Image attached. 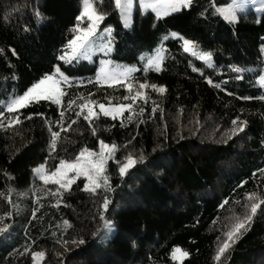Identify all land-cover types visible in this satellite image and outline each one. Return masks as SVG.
Listing matches in <instances>:
<instances>
[{
    "label": "trees",
    "instance_id": "obj_1",
    "mask_svg": "<svg viewBox=\"0 0 264 264\" xmlns=\"http://www.w3.org/2000/svg\"><path fill=\"white\" fill-rule=\"evenodd\" d=\"M236 1L192 0L161 18L137 8L126 29L114 0H103L109 57L134 69L110 87L97 82L98 57L60 59L76 36L81 0H0V264H264V12L240 5L229 22L217 9ZM183 39L211 61L186 52ZM158 54L159 71L149 64ZM57 68L70 80L61 103L7 111ZM128 83L148 85L144 97L120 119L102 114L97 105L122 103ZM52 131L60 132L54 151ZM100 141L116 146L106 188L85 191L82 176L62 193L42 188L34 169L99 151ZM128 156L137 162L121 176ZM252 204L256 214L217 260Z\"/></svg>",
    "mask_w": 264,
    "mask_h": 264
},
{
    "label": "snow or ice",
    "instance_id": "obj_2",
    "mask_svg": "<svg viewBox=\"0 0 264 264\" xmlns=\"http://www.w3.org/2000/svg\"><path fill=\"white\" fill-rule=\"evenodd\" d=\"M192 0H166L164 7L171 12L179 11L182 7L187 8L191 5ZM115 4L117 8H123L126 5L122 3V0H115ZM130 6V4L128 5ZM146 7H152L155 9L157 5H146ZM261 11H264V6L261 7ZM218 12H220L224 19L228 20L229 22L235 21L237 17V13L240 11H243V8L240 5H236L232 8L225 9L221 11L220 9H217ZM161 13H157V15H160ZM167 14V13H165ZM84 17H87L89 24L88 27L79 30L82 31V35H77L75 39L70 41L69 48L70 53L66 52L65 55L61 56V60H65L67 63H72L74 60H78L79 58H85L87 59L89 56V44L92 42V38L96 35L97 28H98V22L103 20V15L96 12L93 8V4L90 2V0H84V11L82 17H79L78 19H83ZM175 35V34H173ZM111 41H108V44L104 46L103 50L105 52L111 51ZM184 50L186 52L192 50V54L195 56H198V58L205 62H210L212 57L210 53H199L195 50L196 46L192 44V42L184 40ZM162 57L157 55L154 59L149 61V64L155 68V70H160V64H161ZM107 63V62H106ZM235 71L239 72L240 69H234ZM134 71V69L126 68L123 69L120 72H116L111 69H101L100 73L97 74V82H107L108 86H112L113 82L119 83L121 81H126L129 79L130 73ZM56 75L60 77V79H56L55 76L49 75L45 77L44 79H41L38 83L33 85L30 89H28L23 95L14 97L7 105V111L9 113L19 111V109H22L26 107L29 103H39L40 101H46V100H52L54 103H61V101L58 99V96L66 95V93L63 91V89L60 87L61 83H69L70 80L69 77L65 76L61 71L60 68L56 69ZM51 82L50 87H46V85H49ZM127 90L129 93H132L133 91V85L132 83H128L126 85ZM148 87V85H145L141 83L139 85V89H145ZM154 89L156 86H151ZM159 92L163 93L165 89L163 87H160L157 89ZM143 96V93L141 91H137L135 95L130 96H124L123 100H129L131 99L133 104L136 102V97ZM95 103V102H93ZM75 104V101H69L68 108H71L72 105ZM101 112L104 113V115H109L110 112L113 114V119L116 118V114H119L120 116H123V113L125 110H129L132 105L130 104H119L116 106H111V101H109L108 105H105L104 103H99L97 105ZM81 111L76 112V116H80L84 107L86 105H80L79 106ZM156 111V108H153V113ZM141 112H143V109H141ZM64 113L61 111L60 116L63 117ZM93 115V112L89 110L88 114L84 116L85 120H89V117ZM3 118V112L2 109H0V119ZM31 118V117H29ZM128 119H131V116L128 117ZM19 117L16 116L12 120L9 121V125L11 126L13 123H19ZM76 121L73 120L72 123H75ZM143 121H141L142 123ZM233 123L235 124L236 121L234 120ZM71 127V125H69ZM68 129L61 127V131H67ZM240 131H243V128L240 129ZM52 140H51V147L53 151L56 148L57 139L60 136V132L52 131L51 132ZM116 150L115 145H107L103 141H100V151L99 153L90 151L88 149L82 150L76 159L74 161H64L60 160L58 164L56 165L55 169L51 172H48L46 167H38L34 169V174L41 180L45 185L49 184L50 182L53 184L58 185L57 191H59L60 188H63L65 190H69L71 184L74 182L75 179L79 177H84L87 181V183L84 186L85 191H91L93 194H95L96 189L100 187H107L108 180L107 177L103 175L105 170V162L107 159H115L114 152ZM142 160V158H141ZM136 160L132 156H128L126 158V162H124L119 167V172L121 176H123L128 169L135 166ZM119 163V162H118ZM75 173L74 176H70L69 173ZM89 184L93 185V187L89 188ZM55 194V193H54ZM252 199V197H250ZM109 201L107 198H105L103 202V209L104 211H107L108 209ZM259 205L258 204H252L251 206V215L247 216L245 220L239 222L235 228L227 233V240L223 243L221 248L219 249V253L217 255V260H219L220 254H223L229 247L230 243L229 241H234V236L239 233L240 229H244L246 224L251 221L252 216H254L257 212ZM101 219H104L103 216H101ZM68 222L65 221V224ZM111 225L110 223H105V228L110 229ZM7 229H0V232L6 231ZM180 249H174L173 250V258L175 259V253L179 252ZM36 255L43 256V253H38ZM183 255H187V253H184Z\"/></svg>",
    "mask_w": 264,
    "mask_h": 264
},
{
    "label": "rangeland",
    "instance_id": "obj_3",
    "mask_svg": "<svg viewBox=\"0 0 264 264\" xmlns=\"http://www.w3.org/2000/svg\"><path fill=\"white\" fill-rule=\"evenodd\" d=\"M90 2L93 4L94 10L96 12L102 14L100 12L99 7L103 3V0H90ZM114 2H115V0H114ZM165 2H166V0H122V3H124L126 6L123 7V8H118V10H119V13H120V17H121L123 26L126 29H128L131 26V24H132L131 22L133 20V14H134V12H135V10L137 8H139L142 13H147V12H150L151 11L158 18L165 17L168 14L173 13V12H171L170 10H168V9H166L164 7ZM248 3H249V5H253L254 10L259 15H262V13L264 11H261L260 9H261L262 6H264V0H237L235 2V4L233 5V7L236 6V5H245V4H248ZM129 4H130V6H128ZM152 4L157 5V7L155 9H153L152 7H146V5H152ZM83 11H84V0H81V14H80V17H82ZM158 12L161 13V14L160 15H157ZM165 13H167V14H165ZM102 21L103 20H101V21L98 22V28H97L96 35L92 38V42L88 46L89 47V56H88V58L85 59V58H82L81 57L79 59H84V60H87V61H92V60H94V58L98 57L99 60H100L99 61L100 63H99L98 73H100L101 69H111V70H114L116 72H120L123 69L130 68L128 66H126L124 68L120 64H114V60L111 57H109V55L112 53V49H113V41H112L113 28L111 26H103V25L101 26ZM88 24H89V21H88L87 17H84L83 19H79V23L77 24L78 26H77V29H76V36L77 35H82L83 32L82 31H79V30H83V29L87 28L88 27ZM173 34H175V35H173ZM76 36L74 37V39L76 38ZM172 36L174 38H179L180 37V35H178L177 33H172ZM184 40H187V39H183V41ZM108 41H111V45H110L111 51L110 52H105L103 50V48H104L105 45L108 44ZM187 41H190V40H187ZM195 50L197 52H199V53H205V52H200L197 49V47L195 48ZM70 51L71 50L69 48V53H70ZM190 51H192V50H190ZM158 55L160 57H162L160 54H158ZM161 63H162V60H161ZM131 69H133V68H131ZM53 76H55L56 79H60L59 76H56V75H53ZM127 81H129V80L121 81V82H127ZM121 82H119V83H121ZM105 83H107V82H105ZM258 83H259V85L261 87L264 88V72H263V75L259 78ZM113 84H116V82H113ZM50 86H51V82L49 83V85H46V87H50ZM60 87L62 88L61 85H60ZM137 91H141L143 93V96H141V97H144V94H145L146 91H145V89H142V90L139 89V86L133 87L132 93L128 94L127 96L135 95V93ZM61 97L62 96H58V99L60 101H61ZM138 98H140V97H136V99H138ZM48 101H52V100H48ZM132 103H133L132 100L129 99V100H123V102L120 103V104H130V105H132ZM105 105H108V104H105ZM117 105H119V104H117ZM111 106H116V105L111 104ZM97 109L100 111L99 107H97ZM126 111L127 110H125L124 113ZM101 113L104 114L103 112H101ZM106 116L113 117V114L110 112V114L109 115H106ZM121 117L122 116H120L119 114H116V118H119L120 119ZM99 151H100V149H99ZM99 151H96V153H99ZM107 160L105 162V166L107 165L106 164L107 163ZM72 161H74V160H72ZM124 162H126V160L123 161V162H120L119 165L121 166ZM46 169H47L48 172H51L53 170V169H48V168H46ZM69 175L70 176H74L75 173H71L70 172ZM103 175H105V170H104ZM89 186L93 187V185H91V184H89ZM58 187H59L58 185L53 184L51 182L49 184L45 185L43 183V181H42V188L43 189H46V190H49V191L51 190L52 192H56V193H62L65 190L63 188H60L59 191H57ZM235 226H236V223L234 221V223H232V226H231V230L230 231H232L235 228ZM227 239L228 238L226 237L225 241ZM222 245H223V243L221 244V246ZM175 257H176V259H179L180 258V252L175 253Z\"/></svg>",
    "mask_w": 264,
    "mask_h": 264
}]
</instances>
